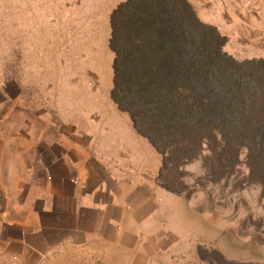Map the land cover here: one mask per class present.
I'll return each instance as SVG.
<instances>
[{
    "label": "rangeland",
    "instance_id": "374dc122",
    "mask_svg": "<svg viewBox=\"0 0 264 264\" xmlns=\"http://www.w3.org/2000/svg\"><path fill=\"white\" fill-rule=\"evenodd\" d=\"M123 1L0 0V264H25L7 237L14 232L8 223L24 216L16 200L24 196L27 153L42 126L34 117L43 104L72 103L84 88H97L87 72H109L110 17ZM190 2L229 38L227 53L239 61L264 58V0ZM240 168L212 184L202 179L201 160L185 167L188 189L165 213L177 231L175 264H264V200Z\"/></svg>",
    "mask_w": 264,
    "mask_h": 264
},
{
    "label": "crops",
    "instance_id": "0c3cea01",
    "mask_svg": "<svg viewBox=\"0 0 264 264\" xmlns=\"http://www.w3.org/2000/svg\"><path fill=\"white\" fill-rule=\"evenodd\" d=\"M87 73L97 88L72 103L58 90L64 102L34 117L12 253L25 264H175L165 213L177 195L158 183L162 156L112 100L113 63Z\"/></svg>",
    "mask_w": 264,
    "mask_h": 264
},
{
    "label": "trees",
    "instance_id": "16d2710c",
    "mask_svg": "<svg viewBox=\"0 0 264 264\" xmlns=\"http://www.w3.org/2000/svg\"><path fill=\"white\" fill-rule=\"evenodd\" d=\"M110 27L111 97L161 154L159 185L182 196L186 166L218 184L244 165L264 200V58L227 53L190 0H125Z\"/></svg>",
    "mask_w": 264,
    "mask_h": 264
}]
</instances>
